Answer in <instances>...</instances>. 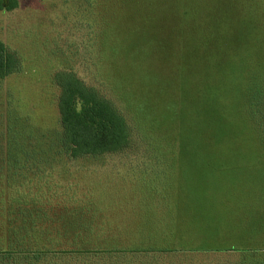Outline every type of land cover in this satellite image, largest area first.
<instances>
[{
    "label": "rangeland",
    "instance_id": "1",
    "mask_svg": "<svg viewBox=\"0 0 264 264\" xmlns=\"http://www.w3.org/2000/svg\"><path fill=\"white\" fill-rule=\"evenodd\" d=\"M18 1L16 9L0 10V39L19 57V71L0 85V142L24 130L34 145L46 149L52 141L57 148L60 88L53 78L64 71L114 103L130 144L76 160L55 149L35 153L28 157L40 161L39 169L23 170L16 184L32 180L48 207L94 200L101 235L123 240L115 227L109 233L111 222L119 214L123 221L129 213H156L153 193L145 191H161L163 179L205 177L216 195L237 191V201L238 192L256 189L264 204V145L244 94L250 72L264 67V0ZM205 152L214 153L206 156L215 167L197 175L188 167L175 173L169 160ZM145 225L146 239L132 234L127 246L156 252L110 253L93 264H262L263 256L229 250L161 253V218L157 232Z\"/></svg>",
    "mask_w": 264,
    "mask_h": 264
},
{
    "label": "trees",
    "instance_id": "2",
    "mask_svg": "<svg viewBox=\"0 0 264 264\" xmlns=\"http://www.w3.org/2000/svg\"><path fill=\"white\" fill-rule=\"evenodd\" d=\"M18 6V0H0V10L12 11ZM259 68L250 72L244 94L246 112L264 145V67ZM18 71V54L0 39V85ZM53 81L60 88L58 108L62 135L55 145L57 148L53 147L52 141L46 149L39 147L38 142L34 145V135L25 138L24 130L21 133L14 132L13 142L6 145L0 142V264H77V261L79 264H93L96 258H103L110 253L137 252L147 255V252H156L153 248H131L127 246L130 243L126 239L101 235L105 231V225L98 223L94 202H91L94 200L72 206L61 205V208L48 207L40 202L47 198L42 195L43 192H38L39 195L32 192V180L26 182L31 185L24 186L23 182L16 184L23 170L39 169L40 163L37 162L40 161L28 157H34L35 153L47 155L55 149V153L76 160L84 156L120 153L130 144L126 118L114 103L72 73L57 72ZM10 126L12 130L15 128ZM17 136L21 137V141H18ZM24 156L27 158L22 159ZM44 163L47 164V160ZM39 177L42 178L43 175ZM112 231L113 228L109 229V233ZM201 251L216 252L224 249L210 248ZM173 252L195 251L161 249V253ZM238 252L245 255L256 254H251V257L263 256L261 263L264 264V248Z\"/></svg>",
    "mask_w": 264,
    "mask_h": 264
},
{
    "label": "crops",
    "instance_id": "3",
    "mask_svg": "<svg viewBox=\"0 0 264 264\" xmlns=\"http://www.w3.org/2000/svg\"><path fill=\"white\" fill-rule=\"evenodd\" d=\"M170 157L169 160L175 162V173L188 167L193 169L188 172H196L197 175L215 167L213 163H207L211 159L206 154H172ZM193 161L196 163H183ZM163 181L165 184L159 186L161 191H145L147 194L153 193L150 199L157 205V212L137 216L129 213L127 217L130 218H124L123 221L122 214H119L117 222H114L115 226L111 222L116 233L128 240L133 237L132 234H143L137 237L141 241L146 239L144 234L148 232L145 224H153L152 231L157 232L158 228L155 226L158 218H161V248L195 252L210 248L238 249L230 252L264 248V204L261 192L257 193L256 189L252 193L238 192L241 195L236 193L235 196L239 197L237 201L233 195L237 191L231 190L230 196H223L222 189L216 195L214 187L208 186L207 178L198 175L195 178L179 175L172 177L168 183L164 179ZM137 199L143 198H128L131 203ZM122 222L127 224L126 227ZM122 225L124 227H120Z\"/></svg>",
    "mask_w": 264,
    "mask_h": 264
}]
</instances>
